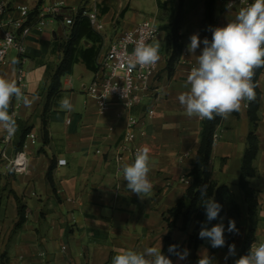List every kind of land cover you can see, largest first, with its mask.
<instances>
[{
	"label": "crops",
	"instance_id": "crops-1",
	"mask_svg": "<svg viewBox=\"0 0 264 264\" xmlns=\"http://www.w3.org/2000/svg\"><path fill=\"white\" fill-rule=\"evenodd\" d=\"M59 1L66 4L61 15L47 16L43 27L35 26L41 18L39 6ZM133 1L131 9L132 0L119 12L120 7L116 9L111 0H5L7 8L0 15V38L7 28L5 22L22 17L20 6L30 9L28 19L32 23L24 38L25 52L21 55L12 48L7 63L0 65V76L16 82L17 69H24L26 86L22 90L33 100L30 107L13 100L12 105L19 104L15 112L17 130L7 154L13 156L21 150L30 131L35 134L36 143L27 148L26 173H15L7 163L0 170V264L2 254L8 256V264H112L120 250L142 251L149 246L159 247L160 243L163 249L169 233L181 249L189 250L186 260L179 261L174 255L173 264H198L202 254L212 257L213 264H235L241 257L250 220L239 178L247 137L253 127L248 111L254 100L245 101L240 111L221 119L215 130L209 169L212 181L217 186H226L230 192L223 195L222 213L210 222L206 221L205 212L201 220L192 216L185 229L181 228L180 216L170 229L166 220L169 209L186 195L189 186L179 178L189 177L202 137L203 120L187 116L178 100L182 92L189 90L184 85L197 61L195 55L187 52L181 55L171 77L166 70L173 49L169 34L179 0H150L149 17L139 2ZM72 9L98 12L104 28L94 30L103 36V42L100 46L98 42L84 39L82 45L84 48L100 46V55L122 30L131 29L144 19L154 20L160 28L152 41L158 40L160 44L159 72L153 83L157 90L131 110L112 99L109 110L99 114L96 100L85 90L94 72L78 57L72 72L61 77L60 91L51 99L49 141L44 144V105L52 75L62 59L59 46L70 33V27L63 24L62 19L69 16ZM237 11L227 9L226 0H215L216 27L234 20ZM184 12L179 33L183 47L187 48L192 34L198 33L203 41L199 26L205 13V0H184ZM202 48L201 43L196 55ZM257 87L259 151L253 161L256 173L248 179L259 215L253 244L264 242V68L258 76ZM65 96L71 99L73 111L60 110L59 101ZM150 108L154 113L146 118ZM130 114L143 121L144 133H139L137 140L150 150L148 179L153 187L144 198L129 191L127 181L123 180L122 168L133 160L121 166L114 160ZM4 134L0 129V138ZM59 159H66V164H58ZM52 161L55 165L53 186L47 179ZM14 193L26 205V222L18 229H15L19 213ZM211 198L216 201L215 197ZM229 219L235 220L239 229L238 235L231 234V244L236 245L235 256L225 261L227 245L212 248L207 239H202L197 248L188 246L190 235L199 233L201 223H206L210 229L223 222L225 235Z\"/></svg>",
	"mask_w": 264,
	"mask_h": 264
},
{
	"label": "clouds",
	"instance_id": "clouds-1",
	"mask_svg": "<svg viewBox=\"0 0 264 264\" xmlns=\"http://www.w3.org/2000/svg\"><path fill=\"white\" fill-rule=\"evenodd\" d=\"M233 0H229L226 7L233 8ZM211 40L207 37L201 41L198 33L190 36L187 52L196 56L197 66L192 67L185 82L189 90L178 96L180 104L189 117L213 120L217 116L227 119L233 112L240 111L245 101L255 99V84L253 77L258 68H264V0H252L245 7H241L235 16L223 27H215ZM201 43L203 48L199 55L197 49ZM159 41L152 43L144 39L136 42L133 51L128 55L129 69L137 66L150 67L159 59ZM22 102L30 107L33 100L25 95L15 80L0 76V129L8 137H12L17 130L15 113L10 112L13 100ZM61 111H73L74 105L69 97L59 101ZM149 149H137L132 163L122 168L123 180L127 181V189L141 198L147 197L152 190V183L148 179ZM201 204L205 209L206 221L210 222L219 217L222 205L207 194V185L199 189ZM223 218H221L222 220ZM227 232L238 235L239 229L235 220L229 219ZM225 226L223 222L212 226L201 223L199 238L210 241L212 248H223L226 245ZM228 252L225 261L236 255V245H227ZM168 252L175 255L179 261L189 256L187 248L170 245ZM206 253V251H205ZM112 264H173V261L162 252L159 247L149 246L142 251L133 249L120 250L112 259ZM198 264H213V258L201 255ZM235 264H264V242L252 244L247 255L241 256Z\"/></svg>",
	"mask_w": 264,
	"mask_h": 264
},
{
	"label": "trees",
	"instance_id": "trees-1",
	"mask_svg": "<svg viewBox=\"0 0 264 264\" xmlns=\"http://www.w3.org/2000/svg\"><path fill=\"white\" fill-rule=\"evenodd\" d=\"M83 11L84 9H79L77 14L75 15H71L70 13V15L74 19V22L70 26V33L68 35V38L59 46L60 51L62 52V59L54 74L52 75L43 111L44 144L48 143L49 141V131L47 125L50 102L51 99L60 91L61 77L65 74L72 72L73 65L78 59V57H82L88 67L93 70V72L96 71V69L98 68V58L100 56L99 49L103 42V36L100 33L96 32V30H94L89 20V17L87 15H84ZM102 11L105 12L106 8H103ZM184 13V0H179V8L176 17L173 23L171 24L169 34L173 47L172 53L167 60L166 66V70L169 74V77L173 75L176 64L180 60L182 54L183 44L181 42V35L179 31L184 21ZM199 27L202 33V39L207 37L209 40H211L212 31L210 29L216 27L215 0H205V13L203 19L200 22ZM84 39L88 41H93L94 43L98 42L100 46L95 47V45H92L88 48H84L82 45V41ZM262 69L263 68L256 69L255 75L253 77V83L255 84V92L257 94V97L251 103L248 111L250 121L253 123V127L247 137V147L243 155L242 169L239 178L240 186L244 191L245 199L248 204V217L250 220L249 228L247 230L245 240L241 249V256L247 255L250 251L251 245L255 242V230L259 220V215L257 212L258 203L255 199L254 190L249 185L248 179L254 176L256 173V170L253 166V161L259 151L258 136L256 134V129L258 126L257 110L259 105V90L257 87V81ZM220 121L221 118L219 116H217L213 120L204 119L202 121L203 130L200 145L197 150V155L193 167L188 174L192 182L186 190V195L179 199V201L174 207L169 209V216L166 217V220L170 229L175 227V220L180 216L182 217V229H185L187 227V224L192 218V216H195L200 220L202 219L205 209L201 204V196L199 191L201 186L207 185L208 197H215L216 202H218L220 205H223V195L230 193L226 186H217L212 181V176L209 169L212 146L214 143V133ZM54 167L55 165L52 161L47 172V179L52 186L54 185L52 177ZM14 194L18 203L19 213V218L15 224V229H18L22 227V225L26 222V205L23 204L22 198L20 196H18L16 193ZM221 213L222 209L220 214ZM225 237L226 245L231 244V234L226 232ZM201 241L202 239L199 238V233L191 234L188 241V246L190 248H197ZM174 244L179 245L176 240L172 239L171 234L169 233L165 236V244L162 249V252L166 256H169L171 260L174 255H171L168 252V248L170 245ZM1 258L2 264H8L9 259L7 255L2 254Z\"/></svg>",
	"mask_w": 264,
	"mask_h": 264
},
{
	"label": "built area",
	"instance_id": "built-area-1",
	"mask_svg": "<svg viewBox=\"0 0 264 264\" xmlns=\"http://www.w3.org/2000/svg\"><path fill=\"white\" fill-rule=\"evenodd\" d=\"M233 2L232 9L239 10L241 7L251 3L252 0H233ZM228 3L229 0H226V5ZM65 6L66 4L63 1L40 5L38 15L41 18L34 25L38 28L43 27L45 25V17L61 15ZM6 8L5 0H0V15L5 13ZM19 9L22 14L21 18L5 22L7 28L0 38V65L7 63L8 53L12 48L18 50L21 55L25 52L24 38L29 33L32 23L28 19L30 9L27 6H20ZM77 12V10L72 9L70 13L75 15ZM83 14L89 17L94 29L101 30L104 28V24L96 10H85ZM71 15L64 16L62 19V23L69 27L74 22ZM158 33L159 27L156 22L152 19H144L136 23L131 29L122 30L108 49L99 56L98 68L93 73V79L89 86H85L86 93L96 100L99 114H105L109 110L112 99L117 100L125 109L131 110L157 90V88L153 87V83L159 72V61L150 67L140 68L137 66L134 69H129L127 58L133 51L136 42L144 39L146 42L152 43ZM186 53L187 48L183 47L182 54ZM17 84L21 88L26 86L25 71L21 67L17 69ZM18 107L19 104L12 105L11 112L15 113ZM153 113L154 110L150 108L146 112L145 117H150ZM143 125L144 123L141 119L133 114L129 115L125 132L114 154V160L118 166L130 159L134 161L137 149L142 147L137 140V136L139 133L143 134ZM13 138L14 135L8 137L6 132L0 138V170L3 164L7 163V166L12 168L15 173H26L29 167L27 148L36 143V136L30 131L23 148L15 152L13 156H9L7 148ZM58 164H66V159H59ZM179 181L188 185L192 182L190 177L186 176L180 177ZM19 264L23 263L20 262Z\"/></svg>",
	"mask_w": 264,
	"mask_h": 264
},
{
	"label": "rangeland",
	"instance_id": "rangeland-1",
	"mask_svg": "<svg viewBox=\"0 0 264 264\" xmlns=\"http://www.w3.org/2000/svg\"><path fill=\"white\" fill-rule=\"evenodd\" d=\"M129 1L130 0H111V3L116 9H118V7H120V9H119V12H120V11H122L123 9H125L129 5ZM137 1L139 2V6L141 7L142 11L145 13V15L147 17H149L150 14H151L150 8L152 6L151 3H150V0H137ZM190 1H194V0H190ZM197 1H199V0H195V2H197ZM132 5H134V1L133 0L131 2V5H130L129 9H131ZM157 26H158V24H157ZM159 31H160V28H159ZM90 83L87 86H89ZM146 118H148V117H146ZM143 133H144V131H143Z\"/></svg>",
	"mask_w": 264,
	"mask_h": 264
}]
</instances>
